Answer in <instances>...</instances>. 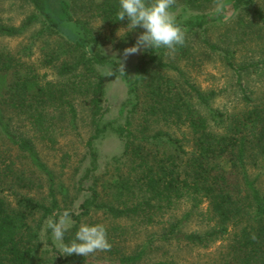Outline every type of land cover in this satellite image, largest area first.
<instances>
[{
  "label": "trees",
  "instance_id": "trees-1",
  "mask_svg": "<svg viewBox=\"0 0 264 264\" xmlns=\"http://www.w3.org/2000/svg\"><path fill=\"white\" fill-rule=\"evenodd\" d=\"M30 1L38 14L21 26L0 23V35H19L39 15L48 25L59 27L47 0ZM62 1L72 19L68 0ZM253 5L254 0H176L170 11L186 32L236 15L242 24L244 12ZM118 11L119 0H101L98 7L107 24H128L127 17L116 19ZM255 14L264 23V13L257 9ZM76 23L81 35L46 54L39 64L0 45V264H178L147 258L154 241L209 247L225 239L223 264H264V191L259 175L252 176L254 169L264 173V90L256 98L242 84V71L249 66L236 65L232 51L206 39L210 47L223 52L239 78L242 105L223 110L212 106L214 90H202L189 80L184 65L164 60L167 50H145L137 74L129 78L131 106L124 122L113 125L103 120L104 80L98 66L108 63L106 54L92 29ZM192 49L186 36L174 53L189 62ZM40 68H55L61 79H48L47 71ZM79 98L90 107L94 132L87 142L89 165L79 180V188L87 193L79 211L68 214L72 226L64 233V242L75 238L82 223L103 224L112 245L110 251L88 257L59 252L48 227L62 214L54 173L41 159L33 138L12 126L14 115L24 118L42 142L54 146L62 129L75 125ZM157 122L179 128L181 137L154 128ZM109 129L123 139V145L112 159V175L110 171L101 175L95 173L94 140ZM92 177L85 186L84 180ZM45 185V196L34 195ZM180 202L190 205L184 215L165 220ZM204 203L211 225L202 231H185L183 223ZM103 218L129 219L133 226L163 225L158 235L152 233L136 250H125L115 238L127 229L122 224L110 228Z\"/></svg>",
  "mask_w": 264,
  "mask_h": 264
},
{
  "label": "rangeland",
  "instance_id": "rangeland-1",
  "mask_svg": "<svg viewBox=\"0 0 264 264\" xmlns=\"http://www.w3.org/2000/svg\"><path fill=\"white\" fill-rule=\"evenodd\" d=\"M62 2V0H47L48 11L59 21L57 29L48 25L44 17L39 15L19 35H0L1 47L24 57L29 62L39 64L46 54L61 49L62 45L74 41L81 35L83 30L76 23L77 20L80 21L92 29L99 46L106 54L108 63L98 66L100 74L103 76L106 71L114 72L110 77L103 76L102 108L105 112L103 120L112 121L113 125L123 123L132 102L129 93V78L137 74L139 60L145 53L141 51L125 59L123 50L133 46L144 29L138 27L124 35L126 30L121 28H126L127 24L118 26L107 24L98 12L101 0H68L70 4L68 12L72 19H69L65 13ZM252 9L249 8L244 12L243 16L246 19L242 24L237 22L238 16L236 15L225 22L212 23L195 31H186V36L193 44L192 54H194L189 62L181 61V58L178 59L174 52L165 51L164 60H172L177 65H184L191 82L202 90H214L216 96L212 100V106L215 108L225 110L233 106L240 107L243 101L237 73L226 64L223 52L210 47L206 39L217 43L223 51L226 49L232 51L236 65L249 66L246 71H242L241 82L244 87L248 88V91H252L253 97L258 98L264 90V23L255 14L257 9L264 13V0H254ZM32 14H38V12L30 0H0V23L21 26ZM118 31L121 36H124L118 35ZM120 60L125 65L123 73L117 70L121 63ZM40 70L47 71L48 79H61L55 68H40ZM172 73L176 75L175 71H171ZM76 106L75 125L63 128L54 146L42 142L24 118L14 115L12 119L13 129L33 138L41 159L53 171L56 193L60 202L59 210L62 213L60 216L67 214L68 228L72 226L68 214L71 211H79V204L87 193L85 189L79 188V180L89 165L87 142L94 132L92 114L86 100L77 99ZM153 127L162 128L174 136L181 137V130L173 125L167 126L163 122H157ZM122 145L123 139L112 129L94 140V148L98 153V169L95 173L103 175L110 171L112 175L114 165L112 159L121 152ZM257 175L260 178L258 184L264 191V173L262 174L260 168L252 172V176ZM93 177L90 181L84 180L85 186H88V182H91ZM47 190L45 185L43 189L35 190L33 193L41 197L46 195ZM189 206L187 202L178 203L164 219L181 218ZM209 217L207 204L204 203L194 210L189 219L183 223L182 228L188 232L205 230L212 223ZM102 221L110 228L111 225L122 224L127 229L122 236L119 235L120 232L116 233L118 235L115 238L125 250H136L137 245L143 243L152 233L158 235L163 225L137 224L133 226L134 222L129 219L103 218ZM54 242L60 249L62 243H65L64 237L62 242L55 239ZM226 242H228L226 239L219 240L209 247H200L175 241L156 240L147 258L153 260L167 258L176 260L178 264H223L221 250Z\"/></svg>",
  "mask_w": 264,
  "mask_h": 264
},
{
  "label": "clouds",
  "instance_id": "clouds-1",
  "mask_svg": "<svg viewBox=\"0 0 264 264\" xmlns=\"http://www.w3.org/2000/svg\"><path fill=\"white\" fill-rule=\"evenodd\" d=\"M175 4L176 0H119L116 19L124 21L127 17L129 21L126 28H121L126 30L124 35L138 27L144 29L137 37L136 43L123 50L125 59L130 55L149 49H165L171 53L176 51L177 46L185 44L186 32L176 23L175 14L170 11ZM219 10L218 6L217 11ZM118 35L121 36L120 31H118ZM117 70L121 73L125 72L123 61ZM113 74V71H106L103 76L110 77ZM66 215L58 221L50 220L48 222L53 238L61 242L69 227ZM111 247L106 227L103 224L82 223L75 238L70 243H62L59 252L65 256L76 254L88 257L97 252L110 251Z\"/></svg>",
  "mask_w": 264,
  "mask_h": 264
}]
</instances>
